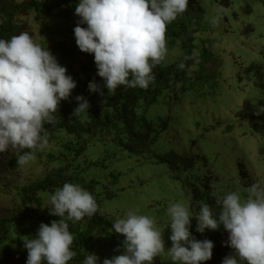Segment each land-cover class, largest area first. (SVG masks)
<instances>
[{"label": "rangeland", "instance_id": "1", "mask_svg": "<svg viewBox=\"0 0 264 264\" xmlns=\"http://www.w3.org/2000/svg\"><path fill=\"white\" fill-rule=\"evenodd\" d=\"M197 1L199 20L185 36L167 38L169 52L161 63L179 65L189 55L190 62L185 63L192 85L175 83L143 113L154 137L148 152L133 156L110 140L96 139L78 159L84 182H94L100 214L112 223L134 211L153 217L163 229L170 223L167 210L172 203H185L195 213L201 202L214 205L216 198L241 183L264 184V113L254 114L256 106H264V0H229L218 27L210 19L221 0ZM66 25L55 14L34 15L28 28L37 42L46 40L76 81L71 96L80 93L86 99L94 94L99 104L101 96L87 88L97 71L93 55L85 53L73 62L65 48L56 46L63 41L66 48L79 50L75 37L66 33ZM195 228L192 218L190 231L196 239L203 240L205 234L214 247L225 245L227 232L222 225L202 234ZM169 235L170 229L165 228L166 247H171ZM85 249L99 256L101 264L104 258L122 254L103 230L96 232ZM231 252L228 248L225 254ZM155 264L172 262L161 254Z\"/></svg>", "mask_w": 264, "mask_h": 264}, {"label": "clouds", "instance_id": "2", "mask_svg": "<svg viewBox=\"0 0 264 264\" xmlns=\"http://www.w3.org/2000/svg\"><path fill=\"white\" fill-rule=\"evenodd\" d=\"M189 0H78L73 29L78 49L92 54L96 75L87 85L90 93L114 94L118 87L147 90L155 82L154 69L167 58V27L188 10ZM227 7L216 6L210 19L218 27ZM86 25V27H82ZM185 55L179 69L185 68ZM76 81L67 74L46 40L37 42L28 32L9 39L0 38V154L12 151L18 165H28L37 153L47 148V125L59 122L61 101L69 100ZM73 115L88 112L90 103L82 95L75 97ZM264 113L256 106L255 115ZM50 224L41 222L33 238L23 240L26 264H69L76 256L75 235L69 221L91 218L99 209L92 193L78 183L65 182L49 194L47 205ZM170 223L163 229L148 215L129 211L116 218L111 227L123 236L122 254L104 258L102 264H155L167 254L172 264H203L212 258L213 241L198 240L196 232L216 231L221 225L227 232L225 246L232 249L221 264H264V184L259 181L229 191L214 205L201 202L195 213L190 206L176 202L168 208ZM170 229L166 247L163 236ZM82 264H101L100 257L88 253Z\"/></svg>", "mask_w": 264, "mask_h": 264}, {"label": "trees", "instance_id": "3", "mask_svg": "<svg viewBox=\"0 0 264 264\" xmlns=\"http://www.w3.org/2000/svg\"><path fill=\"white\" fill-rule=\"evenodd\" d=\"M77 3L78 0H0V38L9 39L24 31L31 35L28 26L32 16L51 14L65 21L66 33L73 38V29L79 19L74 14ZM220 3L228 6L229 0H221ZM200 13L198 1L189 0L188 10L168 25L167 38L185 36L191 24L199 20ZM56 46L65 48L68 51L66 57L73 62L79 61L85 54L75 46L66 48L63 41H58ZM187 66L188 63H185V68L181 70L176 64L165 67L158 65L153 70L155 82L147 90L118 87L114 94H107L104 88L105 95L101 96L99 104L95 102L94 94H88V112L79 116L72 112L77 106L75 97L81 94L72 95L71 99L60 103L59 122L46 126L49 144L45 150L37 153L35 161L21 166L16 163V154L12 151L0 154V264H26L27 250L23 247V240L35 237L41 222L50 224L52 220L59 219L49 215L46 205L49 194L65 182L78 183L87 189L99 205L98 212L91 218L68 222L70 232L75 235L72 248L77 252L69 264H82L88 255L85 244L99 230L107 231L112 243L123 251L120 248L123 236L114 233L112 222L100 214L101 202L93 192L94 182H84V171L78 159L96 139L110 140L120 150L133 156L146 154L154 137L143 113L159 94L175 83L192 85V79L187 77ZM94 79L97 83H103L97 75ZM203 239L211 240L205 234ZM228 248L225 245L213 247L212 258L203 264H221Z\"/></svg>", "mask_w": 264, "mask_h": 264}]
</instances>
